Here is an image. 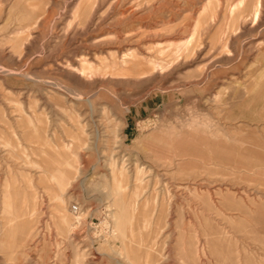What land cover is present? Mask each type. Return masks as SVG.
Masks as SVG:
<instances>
[{
  "label": "rangeland",
  "instance_id": "374dc122",
  "mask_svg": "<svg viewBox=\"0 0 264 264\" xmlns=\"http://www.w3.org/2000/svg\"><path fill=\"white\" fill-rule=\"evenodd\" d=\"M0 264H264V0H0Z\"/></svg>",
  "mask_w": 264,
  "mask_h": 264
},
{
  "label": "bare ground",
  "instance_id": "6f19581e",
  "mask_svg": "<svg viewBox=\"0 0 264 264\" xmlns=\"http://www.w3.org/2000/svg\"><path fill=\"white\" fill-rule=\"evenodd\" d=\"M240 1H242L243 2V0H240ZM232 4V3H231ZM239 4H241V3H239ZM232 6H233V4H232ZM240 6V5H239ZM236 7V6H235ZM230 8H231V6H230ZM239 8V7H238ZM232 10L234 9L235 10V8L233 7V8H231ZM243 13V12H242ZM124 71V70H123ZM126 73H128V72H126ZM130 73V72H129ZM141 73H143V72H141ZM134 74V73H133ZM136 74V73H135ZM138 74V73H137ZM136 74V77L138 78V76H139V74L137 75ZM135 76V75H134ZM133 76V77H134ZM116 197V196H115ZM121 201V200H120ZM128 201V200H127ZM121 204V203H120ZM123 204V203H122ZM120 211H117V213H115V215L117 216V217H119L120 216ZM117 225L119 226V228L121 229V228H123L122 226H121V224H119V220H117ZM122 225H124V224H122ZM129 230V229H128Z\"/></svg>",
  "mask_w": 264,
  "mask_h": 264
}]
</instances>
